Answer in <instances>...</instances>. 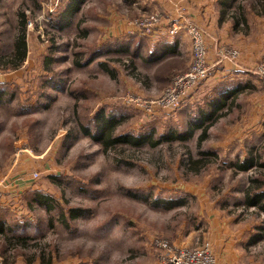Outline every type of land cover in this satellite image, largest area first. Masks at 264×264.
Here are the masks:
<instances>
[{
	"label": "rangeland",
	"instance_id": "1",
	"mask_svg": "<svg viewBox=\"0 0 264 264\" xmlns=\"http://www.w3.org/2000/svg\"><path fill=\"white\" fill-rule=\"evenodd\" d=\"M80 1L0 0V264H168L166 251L154 242L219 264L217 253L225 252L222 244L230 237L264 239V213L243 206L250 179L264 191V146L257 149L264 137L256 143L252 135L239 137L253 128L258 103L252 106L245 91L238 94L228 105L235 109L206 126L200 147V132L188 135V111L160 112L153 119L123 105L127 96H162L191 67L192 47L190 61L176 59L171 75L169 64L149 71L135 58L131 64L128 56L107 55L131 36L108 38L116 34L115 15L138 35L137 24L158 17L153 34H143L149 38L160 27L167 32L192 21L176 6V19L166 23L145 0ZM21 14L26 56L14 66ZM179 34L189 40L184 31ZM223 50L236 51L238 58L237 49L224 45L218 52ZM258 63L264 59L246 76L264 87L252 75ZM181 65L183 70L172 71ZM98 117L114 121L104 123L117 142L111 147L103 148L102 135L94 132ZM200 152L213 153L215 160L189 166ZM249 154L254 168H231ZM36 197L50 200L48 212ZM255 249L250 252L259 260L264 241Z\"/></svg>",
	"mask_w": 264,
	"mask_h": 264
},
{
	"label": "crops",
	"instance_id": "2",
	"mask_svg": "<svg viewBox=\"0 0 264 264\" xmlns=\"http://www.w3.org/2000/svg\"><path fill=\"white\" fill-rule=\"evenodd\" d=\"M149 1V2H148ZM134 2V1H132ZM150 3L147 5L150 8L157 6L161 13L168 20H173L176 17V6L182 9L183 14L196 24L203 32L205 44L208 49L207 61L216 62L218 58V50L224 45L230 46L238 50V58L234 63L227 59L218 60L216 63V71L214 76L208 79L200 86L198 91L192 95L190 100H187L185 105L177 111H188L194 118L197 119V106L203 104L210 95V91L214 88L231 89L232 94H225L227 99L232 95L226 103L222 114L228 109H235L230 105V99L233 100L241 95L242 92L249 93V101L253 105L258 103V107L254 110V125L253 128L244 134L239 135L240 140L249 138L251 135L253 139L251 143L257 142L261 136L264 137V87L260 86L257 81L248 80L246 76L247 69L255 64L256 60L264 59V0H145L143 3ZM134 4H136L134 2ZM137 7V6H136ZM156 7V8H157ZM140 9V8H136ZM116 34L109 33V37L125 38L124 41L128 43L130 38L133 41L129 43L130 49L136 52V62L143 65L149 71L156 70L158 66L167 65V71L171 75V69L174 66L176 59L188 60L191 57V47L189 40L178 34L170 36L166 32L165 26L158 29L157 34L152 37H145L142 34L135 33L130 24L123 20L121 15H115ZM176 19V18H175ZM123 20V21H122ZM172 66V67H171ZM171 67V68H170ZM185 66L175 67L174 71L183 70ZM166 72V74H168ZM211 82L212 87L210 91L205 93L204 86ZM215 85V86H214ZM204 87V89H202ZM207 87V88H209ZM202 89L204 93H198ZM202 102V103H201ZM229 110V111H230ZM212 111L211 109L209 112ZM253 111V109H252ZM253 113V112H252ZM199 117V116H198ZM198 132V131H197ZM196 133V132H195ZM237 136V135H236ZM242 142V141H241ZM255 142V143H256ZM257 149L264 146V139L259 142ZM255 157L248 155L247 157ZM246 156L243 160L247 158ZM255 159V158H254ZM241 161V162H243ZM11 197V196H10ZM252 209V208H249ZM264 239L261 237L248 235L245 239L239 240V237L232 236L223 243L225 252H218L217 259L219 264H264V252L259 251V260L254 258L251 250L255 246L261 247ZM219 242H221L219 240ZM236 245H240L242 250L234 249ZM232 247L233 249H229ZM256 250V249H255ZM250 255V256H248ZM243 256V257H242ZM246 258H245V257Z\"/></svg>",
	"mask_w": 264,
	"mask_h": 264
},
{
	"label": "built area",
	"instance_id": "3",
	"mask_svg": "<svg viewBox=\"0 0 264 264\" xmlns=\"http://www.w3.org/2000/svg\"><path fill=\"white\" fill-rule=\"evenodd\" d=\"M49 12L51 13L52 10ZM159 21L158 17L150 18L137 24L136 27L142 35L149 36L153 34L152 31ZM180 30L186 33L190 40V47H192V65L189 70L176 76L171 87L158 99L149 100L137 96H127L123 101V105L132 106L140 112H144L150 118L158 117L160 112L176 111L186 102L197 86L205 82L208 76L216 71L217 64L212 65L207 61L208 49L205 47L202 31L190 22L183 26H170L167 32L174 37L180 33ZM218 56L219 61L227 59L233 62L237 57V52L223 50L218 52ZM252 75L264 85V63L256 64L252 70ZM2 186L3 184L0 183V200L4 197ZM154 244L161 251H166L168 264H188L189 261L190 264L205 263L199 261L200 253L192 254L185 250L175 251L166 242H154ZM202 255L206 256L204 252ZM206 264H211V262L206 261Z\"/></svg>",
	"mask_w": 264,
	"mask_h": 264
},
{
	"label": "trees",
	"instance_id": "4",
	"mask_svg": "<svg viewBox=\"0 0 264 264\" xmlns=\"http://www.w3.org/2000/svg\"><path fill=\"white\" fill-rule=\"evenodd\" d=\"M80 3H81V1L76 3L77 4L76 8L80 7ZM18 18H19L20 23H21V27H20L21 29L19 28L18 32L15 35L16 39L14 41L13 52L11 54L12 59L10 60V62L17 61L14 64V66H17V64L23 62L25 59V56H26L25 36H24L25 20H24V16L22 14L18 15ZM130 40L133 41V37L130 38ZM132 41H129L128 43L119 42V45L117 44V48L114 47V48L109 49L108 51H106V54L108 55L109 53H118V55H120V56L122 55L123 57L128 56L129 62L132 64L134 62V61H132L134 58H135V61L137 60L136 52L134 50H131L130 46H129V43H131ZM118 47H120V48H118ZM97 57H98V55H96V54H95V56L93 55V57L89 58L88 63H93V61ZM14 59H16V60H14ZM10 62H8V63H10ZM99 65H101V63H99ZM159 67H161V66H158V68H156V70L159 69ZM232 91H234V90L225 89L223 91L222 88H221V90L219 88H214L212 90V93L209 95L208 99L203 102V105L197 106L196 112H198L199 117L197 116V119H196L191 114V118L193 120L191 122L189 121L188 135L192 137L195 134V132H197V131L200 132V134L198 135V137L196 139L198 147H200L201 146L200 144L203 141H205L207 138L208 128L206 126L209 123H211L213 119L218 118L220 115H222V110L224 109L226 103L228 102V99L232 96V95H229V96H227L228 98L226 99L225 98L226 92L229 94L230 93L232 94ZM185 103L180 108H182L185 105ZM229 103H231V99H230ZM180 108H178V109H180ZM210 109L212 111L209 112ZM98 119L95 118V120L93 121L94 132H96V133L98 132V134L100 136L102 135V137L98 141L102 142L103 148L111 147L112 144H115L117 142L114 141L113 138L111 139L110 135L107 136V132H110V131H108V130H111L109 126H111V124L114 123V121H112L110 119H102L99 117H98ZM153 119H155V118H153ZM104 123H106L109 126H106V124H104ZM99 124H100V126H99ZM203 126H205V127L203 128ZM81 132L89 135V132H87V130L83 127L81 128ZM104 133L106 134V136L104 135ZM129 144L130 145H136L137 143L129 141ZM152 147H154L153 144H152ZM198 155H199L198 161H196V162L194 161L191 164L189 162V164H188L189 166L194 167V165L197 166L199 164H204L203 160L206 161L209 158H212L213 160H215V156L211 152H210V154L205 153V152H200ZM254 162H256L255 159L253 157L249 156L246 159H244V161L241 164L235 163V165H231V168H233L234 170H238L241 173L246 172L251 167L254 168ZM252 180L253 179L249 180L248 188L243 191V193H244L243 206H245L247 208H252V209L256 208L259 211L261 210V212L264 213V205H262L264 203V191H262L260 189V186L259 187L256 186V188H254L252 186V184L255 183L256 181L254 182ZM258 189H260V192H258ZM34 194L38 195L37 192ZM37 195H35V196H37ZM39 195H41V194H39ZM36 199L38 200L39 206L42 207L46 212H48L50 210L49 209V203H50L49 199L47 200L46 198H39V197H36ZM69 214H71V213H69ZM70 217L71 218H77L76 214H71Z\"/></svg>",
	"mask_w": 264,
	"mask_h": 264
}]
</instances>
